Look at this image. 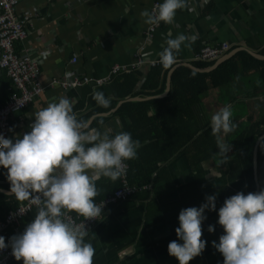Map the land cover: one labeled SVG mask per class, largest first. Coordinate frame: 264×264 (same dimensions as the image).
<instances>
[{
  "label": "crops",
  "instance_id": "0c3cea01",
  "mask_svg": "<svg viewBox=\"0 0 264 264\" xmlns=\"http://www.w3.org/2000/svg\"><path fill=\"white\" fill-rule=\"evenodd\" d=\"M157 2L162 0H19L18 16L30 14L34 22L30 35L16 45V51L27 52L38 62L39 80L44 91L23 112L9 117L11 131L7 138L15 139L29 131L35 113L62 96L72 101L73 110L84 104L81 110L74 111L79 119L102 108L93 99V91L103 92L110 103L113 100L118 102L108 112L90 116L87 120L89 125L96 118H103L95 126L101 132L115 135L124 131L125 120L115 115L116 111L126 102H145L154 96L118 100L112 80L104 85L71 89L51 86L50 82L52 79L71 80L76 76L106 78L113 66L131 65L141 57L144 64L136 69L142 72L136 87L139 90L154 68L151 63L159 61L158 54L166 46L169 34L172 38L181 33L197 36L190 46H181L174 66L194 64L200 49L222 43L230 46L224 55L239 49L251 56L254 53L264 57V0H188V6L176 12L171 24L161 22L149 37L147 33L152 25L145 23L141 12L145 9L152 12ZM145 52L150 53L147 58ZM238 76L228 91L211 89L208 92L201 103V117L211 121L214 113L230 105L236 126L245 127L251 120L261 119L264 115V90L258 92L257 89L263 84L255 72H240ZM166 88L167 83L164 92ZM15 92L13 82L5 72H0V111ZM120 102L122 104L118 106ZM153 113L151 109L150 115ZM226 136L220 135V142L226 144ZM256 143L257 176L254 179L255 192H259L264 188V139ZM233 154L234 150L230 148L227 156ZM228 157L221 164V158L214 155L209 161L194 167L181 154L161 164L154 174L155 188L102 212L99 222L85 237L95 249L93 264H179L168 254L169 242L178 239L175 232L179 227L178 215L182 209L199 207L205 202V197L212 194L217 197L216 211L206 210V220L202 224V239L206 241V247L189 264H223L222 255L212 247V242L218 243L219 236L223 234V229L217 224L218 210L226 198L237 192L248 193L246 179L231 181L224 174V165L230 160ZM213 168L221 172L220 177L207 175ZM95 183L96 197H99L111 192L117 186V179L112 181L101 176ZM209 225L214 226L212 233L207 231ZM12 264H23V261L14 260Z\"/></svg>",
  "mask_w": 264,
  "mask_h": 264
},
{
  "label": "clouds",
  "instance_id": "9594fccd",
  "mask_svg": "<svg viewBox=\"0 0 264 264\" xmlns=\"http://www.w3.org/2000/svg\"><path fill=\"white\" fill-rule=\"evenodd\" d=\"M187 6L188 0H162L152 12L143 10L141 16L149 25L171 24L176 12ZM196 39L194 34L181 33L175 38L169 34L158 54L161 65L173 66L181 46H190ZM149 55L144 53L145 58ZM92 95L98 106L109 108L110 99L103 92L93 91ZM232 117L230 105L211 116L221 164L231 146L220 142L219 137L236 128ZM139 147L140 141L130 132L110 135L90 128L87 120L77 117L72 101L63 96L37 111L30 130L22 136L12 139L0 134V167L7 170L10 193L37 207L22 233L13 235L7 244L0 235V251L10 247L15 260L23 264H93L95 249L85 240V223L72 222L66 212L85 220L99 216L104 201L103 206L95 202L96 180L103 176L115 181L124 173L125 161L136 158ZM207 175L218 178L221 172L213 168ZM216 199L215 194L207 195L199 207L180 211L175 229L178 239L168 244V254L179 264H189L205 250L202 224L206 210L216 211ZM217 214L223 234L212 247L222 255L223 264H264V188L226 198ZM207 231L212 233L214 226L209 225Z\"/></svg>",
  "mask_w": 264,
  "mask_h": 264
},
{
  "label": "trees",
  "instance_id": "16d2710c",
  "mask_svg": "<svg viewBox=\"0 0 264 264\" xmlns=\"http://www.w3.org/2000/svg\"><path fill=\"white\" fill-rule=\"evenodd\" d=\"M214 63L215 61L209 63L199 61L194 62L193 65L206 69ZM173 66L164 68L159 65L152 68L139 90L136 87L142 78L140 70L113 77L112 84L117 92L116 99L123 100L139 96L146 98L162 94L168 73ZM240 72L257 73L263 84V87L257 91L264 90V61L241 51L210 73H199L188 67H179L172 74V88L167 97L145 102H126L116 111L115 115L125 120L124 131L130 132L134 140L140 141L136 158L126 161L129 165V185L151 184L152 188H155L154 174L159 170L160 165L181 154H184L194 167L209 161L216 155L219 151L217 136L211 132L210 120L200 116L201 103L211 89L228 91ZM117 102L113 100L108 109H95L80 119L88 120L96 113L108 112ZM83 106V103L78 105L74 111L81 110ZM151 109L154 110L153 115H150ZM102 120L103 118H96L90 128H95ZM233 121L236 124V120ZM263 134L264 115L258 121L251 120L245 127L236 126L234 131L226 136V144L231 146L234 154L228 157L230 160H227L224 165L223 172L231 181L246 179L248 192H255L256 189L254 147ZM121 186L122 183L118 177L117 186L111 192L95 197V202L112 194ZM0 189L10 190L7 176H0ZM21 202L15 196H7L0 192V219H4ZM36 212L37 208L26 217L27 221L25 219L26 223L24 221L21 233Z\"/></svg>",
  "mask_w": 264,
  "mask_h": 264
},
{
  "label": "built area",
  "instance_id": "2783aa9c",
  "mask_svg": "<svg viewBox=\"0 0 264 264\" xmlns=\"http://www.w3.org/2000/svg\"><path fill=\"white\" fill-rule=\"evenodd\" d=\"M160 2L154 4L155 9ZM19 0H0V72H5L13 82L16 92L11 95L8 104L0 111V134L5 138L8 137L9 117L12 114L23 112L39 95L44 91V88L39 80L40 66L31 55L27 52L18 53L16 45L24 42L31 33V27L34 22V17L30 14L18 16L17 7ZM152 9V11H153ZM159 24L152 25L147 35L150 37L151 32L157 28ZM230 50L228 43H222L218 46L206 45L195 55L196 62H212L222 57ZM144 64L141 57L131 65H115L112 67L109 75L106 78L95 79L91 77H74L71 80L52 79L51 86L60 85L63 89L81 88L87 85H104L111 82L113 77L120 74H128L138 69ZM152 66H159V61L152 62ZM126 163V169L120 176L122 186L114 191L112 195L104 201L103 211L112 205H119L125 201L134 198L137 194L152 189L151 184L143 186H131L128 181L129 165ZM0 176L6 177L7 170L0 167ZM103 201L98 205L103 206ZM36 205L25 200L16 209L11 210L4 219H0V235L5 237L7 244L13 235L21 233L22 225L26 217L36 209ZM102 211V212H103ZM102 212L95 219L85 220L84 217L73 214L71 211L66 212V217L76 224L85 223L88 234L92 231L95 225L99 222ZM85 220V221H84ZM15 258L11 254V248H6L0 251V264H12Z\"/></svg>",
  "mask_w": 264,
  "mask_h": 264
},
{
  "label": "water",
  "instance_id": "95a60500",
  "mask_svg": "<svg viewBox=\"0 0 264 264\" xmlns=\"http://www.w3.org/2000/svg\"><path fill=\"white\" fill-rule=\"evenodd\" d=\"M240 51H241V50H239V49H235V50H233V51L227 53L226 55L220 57L217 61H215V63H214L212 66H210V67L207 68V69L197 68L196 66H194L193 64H190V63H181V64L179 63V64L173 66L172 69L170 70L169 77H168V79H167V88H166V91H165L163 94L158 95V96H154V97H152V98H154V99H158V98H159V99H160V98H163V97L166 96V94H167V93L171 90V88H172V74H173V72H174L177 68L184 66V67H188V68H190V69H192V70H194V71H196V72H199V73H210V72L216 70V69H217L220 65H222L224 62H226V61L230 60L231 58H233V57H234L235 55H237V53L240 52ZM251 54H252L254 57L258 58V59L264 60V57H262V56L256 55V54H254V53H251ZM150 98H151V97H150ZM131 100H140V98H133V99H131ZM121 104H122V102H120V103L118 104V106L121 105ZM262 139H264V135H262V136L258 139V141H257L256 144H258ZM257 156H258V155H257V145H256L255 148H254V175H255V177L257 176ZM255 179H256V178H255ZM0 192L3 193V194L9 195V196H13V195L10 193V190L0 189Z\"/></svg>",
  "mask_w": 264,
  "mask_h": 264
}]
</instances>
